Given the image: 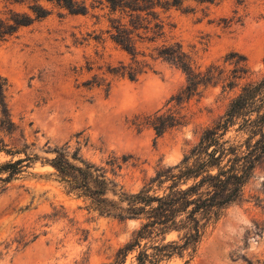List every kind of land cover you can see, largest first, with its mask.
I'll return each instance as SVG.
<instances>
[{"label": "rangeland", "instance_id": "374dc122", "mask_svg": "<svg viewBox=\"0 0 264 264\" xmlns=\"http://www.w3.org/2000/svg\"><path fill=\"white\" fill-rule=\"evenodd\" d=\"M26 3L0 0V16L25 11ZM106 13L100 6L84 16L55 8L0 44V79L7 81L5 102L16 128L13 134L0 129L15 152H1L0 164L38 156L0 194V264L112 263L142 221L101 216L90 201L69 194L45 165L54 157L50 152L78 151L106 168L119 159L121 168L110 176L137 193L159 168L180 164L242 88L264 77V0H188L164 15L169 42L182 44L197 71L214 66L216 75L180 103L173 98L186 88L187 77L156 58V45H138L147 56L139 60L149 62L150 70L137 81L114 73L132 59L109 39ZM241 56L248 72L230 87L245 64ZM161 109L179 112L185 124L157 139L146 117ZM2 118L0 106V124ZM161 264H264V164L247 185L244 202L208 227L193 258Z\"/></svg>", "mask_w": 264, "mask_h": 264}, {"label": "trees", "instance_id": "16d2710c", "mask_svg": "<svg viewBox=\"0 0 264 264\" xmlns=\"http://www.w3.org/2000/svg\"><path fill=\"white\" fill-rule=\"evenodd\" d=\"M186 1L27 0L25 11L9 9L0 16V44L48 18L55 8L84 16L100 6L107 12L109 39L132 59L131 64L122 65L114 73L137 81L150 70L149 62L139 60V56H147L139 51L138 45H156L153 50L156 58L179 68L187 77L186 88L173 98L180 103L216 78L214 66L205 73L197 71L182 44L169 42V24L164 15L172 9H181ZM192 1L213 4L218 0ZM241 58L245 64L233 75L230 87L248 72L247 59ZM6 85L7 81L0 79L3 116L0 129L13 134L16 128L5 102ZM146 124L153 128L158 139L185 122L179 112L161 109L147 116ZM1 152L15 154L0 136ZM50 153L54 157L47 159L45 165L54 170L57 181L69 194L90 201L101 216L142 221L133 239L110 264H126L131 254H134L132 264H161L185 255L193 258L208 227L218 222L232 205L244 202L247 185L264 164V77L242 88L225 114L204 130L198 144L180 164L159 168L137 193L126 192L113 177L116 169L121 168L119 159L107 162L106 168L84 160L78 151L70 154L55 149ZM37 159L38 156L28 155L26 159L0 164V194ZM172 234L176 240L167 241Z\"/></svg>", "mask_w": 264, "mask_h": 264}]
</instances>
